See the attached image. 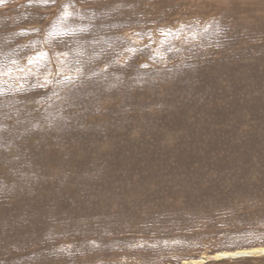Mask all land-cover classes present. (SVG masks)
I'll use <instances>...</instances> for the list:
<instances>
[{
    "label": "rangeland",
    "instance_id": "374dc122",
    "mask_svg": "<svg viewBox=\"0 0 264 264\" xmlns=\"http://www.w3.org/2000/svg\"><path fill=\"white\" fill-rule=\"evenodd\" d=\"M259 246L264 0H0V264Z\"/></svg>",
    "mask_w": 264,
    "mask_h": 264
},
{
    "label": "bare ground",
    "instance_id": "6f19581e",
    "mask_svg": "<svg viewBox=\"0 0 264 264\" xmlns=\"http://www.w3.org/2000/svg\"><path fill=\"white\" fill-rule=\"evenodd\" d=\"M264 256V246L245 249L219 251L211 255H202L200 258L182 261L180 264H209L215 261H236L240 259H252L258 264H264L261 257Z\"/></svg>",
    "mask_w": 264,
    "mask_h": 264
}]
</instances>
